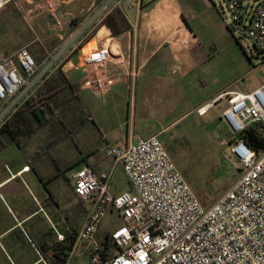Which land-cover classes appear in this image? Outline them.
Segmentation results:
<instances>
[{
  "label": "crops",
  "instance_id": "crops-1",
  "mask_svg": "<svg viewBox=\"0 0 264 264\" xmlns=\"http://www.w3.org/2000/svg\"><path fill=\"white\" fill-rule=\"evenodd\" d=\"M39 1L15 0L12 5L29 30L15 25V10L0 17V51L5 54L0 60L33 42L43 50L45 59L38 66L44 76L21 99L22 105L39 90L49 95L64 88L35 111V119L45 125L33 137L18 145L9 143L7 134L0 136L5 144L0 150V264H43L38 252L52 259L51 250L73 239L70 264H87L78 255L87 257L112 231L101 234L102 223L94 242H77L92 201L75 195L71 176L86 167L96 175L112 174L113 196L130 190L122 191L116 182L126 175L106 156L107 146L124 149L150 136L163 140L182 119L199 116V108L236 90L204 91L207 83L196 71L210 59L202 58V45L189 26L193 12L181 0H67L62 12L73 18L61 37L52 31L48 14L34 11ZM115 9L130 25L119 36L103 25ZM88 42L112 47L111 70L117 80L103 96L83 88V71L76 66L75 53ZM59 55L67 60L62 68L54 65ZM66 96L69 101L63 102ZM141 122L155 128L144 134ZM25 167L30 169L23 172ZM58 234L65 241H58Z\"/></svg>",
  "mask_w": 264,
  "mask_h": 264
},
{
  "label": "built area",
  "instance_id": "built-area-1",
  "mask_svg": "<svg viewBox=\"0 0 264 264\" xmlns=\"http://www.w3.org/2000/svg\"><path fill=\"white\" fill-rule=\"evenodd\" d=\"M66 2L40 0L34 7L35 12L51 17L52 31L59 37L73 18L62 12ZM223 2L231 15V29L253 42L264 64V0ZM14 3L0 0V12ZM76 55L83 88L105 95L117 80L111 70L112 47L88 42ZM60 59L66 60L62 55L57 62ZM43 76L26 47L0 60V130ZM225 99L229 107L223 111L222 121L232 134L258 126L264 137V83L252 92L225 93L199 108L198 115L205 116ZM230 148L242 164L241 175L208 208L196 197L158 136L139 138L124 149L107 146L106 156L122 168L130 185V190L118 196L109 192L111 173L96 175L85 167L73 174L75 195L92 201L78 243L94 242L108 213L115 212L121 221L109 234L111 250L106 243L89 249L90 264H264V150L256 151L242 140ZM29 169L25 167L23 172ZM57 239L65 241L61 234ZM73 250L65 264L71 263ZM38 254L43 264H49ZM49 256L53 258L55 251Z\"/></svg>",
  "mask_w": 264,
  "mask_h": 264
},
{
  "label": "rangeland",
  "instance_id": "rangeland-1",
  "mask_svg": "<svg viewBox=\"0 0 264 264\" xmlns=\"http://www.w3.org/2000/svg\"><path fill=\"white\" fill-rule=\"evenodd\" d=\"M150 1L152 0H144L145 3ZM181 2L193 12L189 18V26L202 45L203 60L210 59L207 63L202 61L201 67L196 71L207 83L204 91L211 93L227 89L252 92L258 89L264 83L263 56L254 48L251 40L241 38L233 32L231 15L223 0ZM125 8L128 10L127 6ZM13 10L12 5L6 7L0 17L14 13ZM20 16V13L15 12V25L28 26ZM26 39L30 42L29 36L26 35ZM25 47L27 46H23ZM4 55L0 51V58ZM75 58L77 59L76 53ZM66 63L67 60L60 59L57 65L62 68ZM66 101H69L67 96L63 97V102ZM220 101L202 118L191 114L182 119L170 130V136L161 140L178 170L205 207H210L224 194L240 177L242 170V164L231 153L230 148L234 144L229 139L230 135L232 138L238 135L232 134L225 124L220 123L223 111L229 107L228 101ZM137 119L140 121V116ZM159 122L156 120L153 126L157 127L156 123ZM139 125L144 134L155 128L152 125L145 126L144 122ZM116 182L122 191L130 189L125 176ZM120 224L116 215L108 213L101 234L114 231ZM78 257L88 264L86 255L82 253Z\"/></svg>",
  "mask_w": 264,
  "mask_h": 264
},
{
  "label": "trees",
  "instance_id": "trees-1",
  "mask_svg": "<svg viewBox=\"0 0 264 264\" xmlns=\"http://www.w3.org/2000/svg\"><path fill=\"white\" fill-rule=\"evenodd\" d=\"M15 12L18 11L15 10ZM19 18L22 19L21 16ZM103 25L107 26L112 31L113 36H119L122 33L130 30V25L127 19L125 18L122 11L119 9L113 10L104 19ZM22 26L24 25L22 24ZM25 27L27 30H29L28 26ZM26 48L30 51V53L34 57L37 65H40L45 59L41 46L37 42H33L31 45L27 46ZM62 88H64V85L61 86L57 91L52 92L49 95L43 94L42 91L40 90L37 91L36 94L32 95L31 98L28 99L19 108V110L9 120V122H7V124L3 127V129L0 130V136L7 134L9 136V143H16L18 145L19 142L33 137L37 133L39 127L42 128L45 125V124L40 125V123L35 119V111L40 110V105L47 102V100L51 99ZM52 119H56V118L49 117V120ZM69 133L70 132H68L63 136L58 137L55 140V142L58 143L59 141L63 140L65 136L68 135ZM229 139H231V142L234 141V143L237 142L238 140H242L247 146H249L250 148L256 151L264 150V137L261 135L258 126H250L243 133L239 134L235 138H232V136L230 135ZM4 146L5 144L0 143V150ZM75 240L76 239H73L69 242H65L64 246L55 248L54 249L55 256L52 259H47V257L43 255L44 259L47 260L49 264H65L69 257V252L73 250ZM105 247L106 249L111 250V244L109 239L106 241Z\"/></svg>",
  "mask_w": 264,
  "mask_h": 264
}]
</instances>
